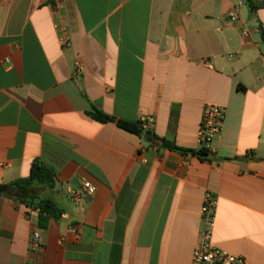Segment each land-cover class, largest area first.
I'll return each instance as SVG.
<instances>
[{
	"label": "crops",
	"instance_id": "obj_1",
	"mask_svg": "<svg viewBox=\"0 0 264 264\" xmlns=\"http://www.w3.org/2000/svg\"><path fill=\"white\" fill-rule=\"evenodd\" d=\"M262 34L247 0H0V185L57 174L0 194V264H196L206 194L214 246L264 264ZM207 104L226 117L203 160L93 116L198 150ZM35 194L63 210L46 228Z\"/></svg>",
	"mask_w": 264,
	"mask_h": 264
},
{
	"label": "trees",
	"instance_id": "obj_2",
	"mask_svg": "<svg viewBox=\"0 0 264 264\" xmlns=\"http://www.w3.org/2000/svg\"><path fill=\"white\" fill-rule=\"evenodd\" d=\"M251 11H255L260 6L264 7V3L257 5L255 0H247ZM262 39L264 42V34H262ZM93 116L96 120L102 123L112 122L115 123L120 129L135 134L139 137L145 136L149 139L153 145H156L159 149H167L174 151L183 155H193L200 159L209 158L211 151L208 148L200 147L198 150L185 149L178 147L173 141L166 138H160L156 136L152 131L144 127L143 121H126L121 119H116L101 110H95ZM57 182L56 171L45 165L39 160L33 162L31 166L30 175L28 178L16 180L10 184L0 185V194L12 195V193L17 191L21 193L22 191L29 190L34 187L53 189ZM13 190V191H12ZM35 194L30 203L34 204L37 198ZM18 198H16L17 200ZM23 202L24 200H17ZM25 202V201H24ZM39 209V226L41 228H46L50 219H59L63 213L62 208L50 197L41 198L39 203L36 205Z\"/></svg>",
	"mask_w": 264,
	"mask_h": 264
},
{
	"label": "built area",
	"instance_id": "obj_3",
	"mask_svg": "<svg viewBox=\"0 0 264 264\" xmlns=\"http://www.w3.org/2000/svg\"><path fill=\"white\" fill-rule=\"evenodd\" d=\"M247 32H244L246 34ZM226 117L225 108L207 104L203 109L200 125L199 146L210 149L215 137L221 133ZM144 127L148 120H142ZM96 188L88 181H81L80 189L74 194L76 199L92 196ZM216 201L210 194H206L201 208V228L199 243L193 251L192 259L196 264H248L244 258L230 255L213 244ZM33 238L37 240L39 234Z\"/></svg>",
	"mask_w": 264,
	"mask_h": 264
},
{
	"label": "water",
	"instance_id": "obj_4",
	"mask_svg": "<svg viewBox=\"0 0 264 264\" xmlns=\"http://www.w3.org/2000/svg\"><path fill=\"white\" fill-rule=\"evenodd\" d=\"M35 202L38 203V202H39V198H36V199H35Z\"/></svg>",
	"mask_w": 264,
	"mask_h": 264
}]
</instances>
